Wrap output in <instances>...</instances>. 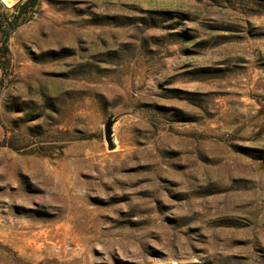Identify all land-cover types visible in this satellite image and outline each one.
Instances as JSON below:
<instances>
[{
    "label": "rangeland",
    "instance_id": "obj_1",
    "mask_svg": "<svg viewBox=\"0 0 264 264\" xmlns=\"http://www.w3.org/2000/svg\"><path fill=\"white\" fill-rule=\"evenodd\" d=\"M25 2L0 0V264H264V0Z\"/></svg>",
    "mask_w": 264,
    "mask_h": 264
},
{
    "label": "water",
    "instance_id": "obj_2",
    "mask_svg": "<svg viewBox=\"0 0 264 264\" xmlns=\"http://www.w3.org/2000/svg\"><path fill=\"white\" fill-rule=\"evenodd\" d=\"M114 123H115V121L111 119L106 124V139L109 142L111 149L114 147V143H113V126H114Z\"/></svg>",
    "mask_w": 264,
    "mask_h": 264
},
{
    "label": "trees",
    "instance_id": "obj_3",
    "mask_svg": "<svg viewBox=\"0 0 264 264\" xmlns=\"http://www.w3.org/2000/svg\"><path fill=\"white\" fill-rule=\"evenodd\" d=\"M37 4H38V0H27V2H25V4H23L21 6V10L23 11V10L30 8V7L34 8L37 6ZM15 18H18V16H15ZM1 144H2V141H0V145Z\"/></svg>",
    "mask_w": 264,
    "mask_h": 264
},
{
    "label": "crops",
    "instance_id": "obj_4",
    "mask_svg": "<svg viewBox=\"0 0 264 264\" xmlns=\"http://www.w3.org/2000/svg\"><path fill=\"white\" fill-rule=\"evenodd\" d=\"M3 138V130H2V127L0 125V140Z\"/></svg>",
    "mask_w": 264,
    "mask_h": 264
}]
</instances>
